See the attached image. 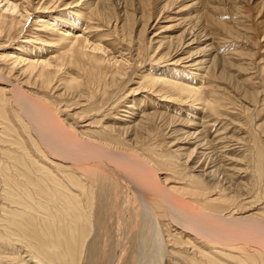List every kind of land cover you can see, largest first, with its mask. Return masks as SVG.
<instances>
[{"label":"rangeland","instance_id":"374dc122","mask_svg":"<svg viewBox=\"0 0 264 264\" xmlns=\"http://www.w3.org/2000/svg\"><path fill=\"white\" fill-rule=\"evenodd\" d=\"M189 56L209 62L201 69L190 67L181 62ZM0 74L84 136L112 144L119 140L122 149L137 150L169 186L178 182L190 190L193 180L205 181L234 200L226 212L245 209L264 217V0H0ZM149 77L185 82L202 94L168 84L151 89ZM74 78L79 86L71 83ZM4 94L0 88V112L8 113L30 143L11 94ZM0 119L1 162L9 144ZM214 163L221 166L216 181L205 174ZM0 185L4 228L8 211L3 212L2 191L8 186ZM172 224L166 218L169 240L179 233ZM0 242V264H38L37 258L44 264L39 256L33 259L26 243ZM207 242H202L206 252L216 254L219 245ZM255 243L237 242L232 255L256 264L239 249L254 254ZM188 247L183 252L200 260ZM102 258L97 264H108ZM170 258L168 264H175ZM81 259L80 264L89 263L86 254Z\"/></svg>","mask_w":264,"mask_h":264},{"label":"bare ground","instance_id":"6f19581e","mask_svg":"<svg viewBox=\"0 0 264 264\" xmlns=\"http://www.w3.org/2000/svg\"><path fill=\"white\" fill-rule=\"evenodd\" d=\"M7 8L14 10L17 6L8 4ZM69 50L73 52V46ZM181 62L201 69L209 60L189 56ZM148 82L151 89L168 84L191 95L202 94L185 82L161 81L154 77H149ZM71 83L80 85L77 78ZM0 86L5 94H11L18 108L17 116L22 121L20 126L25 128L30 140L28 143L20 136V130L15 129L8 113L0 112L9 144L4 153L8 157L0 162V184L4 182L10 186L1 190L6 205L3 212L8 211V216L3 217L7 222L4 228L0 225V240L6 242V246L22 241L32 257H41L44 264H80L84 254L89 261L87 264H97L101 257H105L108 264H168L169 257L176 258L177 264L178 259L183 260V264H229L221 259L218 261L217 256L238 260L239 256L237 259L232 255L237 242L249 244L253 241L258 248L254 254L243 245L238 248L243 255L256 259V264H264L261 251L264 248V217L245 214V209L226 212L234 200L223 193H215L205 181L193 180L190 190L180 188L178 182L169 186L158 175V167L137 150L122 149L119 140H116L118 144H112L84 136L73 125L54 116L49 108L39 105L35 96L1 74ZM132 126L126 127L124 132ZM17 151L20 153L16 154ZM51 164L61 176L52 170ZM74 165L85 167L79 171ZM220 168L214 163L209 171L207 169L208 179L216 181ZM192 203L200 204L201 208L195 210ZM166 218L179 232L173 240L165 233ZM34 226H38L37 229H33ZM203 241L213 246L218 244L217 253L206 252ZM184 246L192 247L201 259L186 255ZM35 261L39 264L40 260Z\"/></svg>","mask_w":264,"mask_h":264}]
</instances>
